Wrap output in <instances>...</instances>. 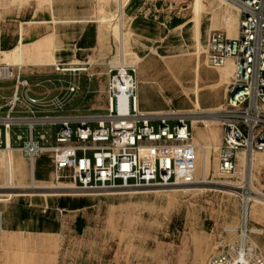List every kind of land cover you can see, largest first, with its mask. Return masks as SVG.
I'll return each instance as SVG.
<instances>
[{
	"label": "rangeland",
	"instance_id": "rangeland-1",
	"mask_svg": "<svg viewBox=\"0 0 264 264\" xmlns=\"http://www.w3.org/2000/svg\"><path fill=\"white\" fill-rule=\"evenodd\" d=\"M149 1L157 14L169 20L180 17L187 24L172 29L165 40L160 35L147 40L131 28L130 13L142 5L127 10L128 0H0V66L13 64L9 67L15 75L20 72L22 81H28L20 93L37 99L41 111H54L57 99L64 102L66 113L103 111L109 70L131 64L138 66L139 80L155 90L151 99L161 110L175 108L210 78L208 29L236 36L240 14L230 0ZM200 15L201 44L194 22ZM199 25L198 20V38ZM84 37L86 46L80 48ZM20 41L26 46L15 47ZM39 42L47 43L41 53L34 50ZM3 45L13 47L3 53ZM146 46L151 49L137 51ZM35 59L49 65H33ZM15 83L0 79L6 97L0 99V114L8 110L5 104ZM73 85L79 89L72 91ZM196 107L204 109H191ZM21 145L14 144L12 152L0 151V210L4 222L16 221L20 205L47 198V231L1 236L0 264H207L219 251L220 238L234 237L243 224L238 194L248 191V185L239 191L236 185L246 184L244 163L235 176H221L213 150L209 177L200 184L88 193L56 188L48 157L41 167L44 179H37L35 172L34 187ZM203 156L200 151L199 179ZM248 178L254 190L264 192V152L255 154ZM61 198L84 199L87 205L76 211L53 207ZM247 216L251 238L264 255V200L253 201Z\"/></svg>",
	"mask_w": 264,
	"mask_h": 264
},
{
	"label": "built area",
	"instance_id": "built-area-1",
	"mask_svg": "<svg viewBox=\"0 0 264 264\" xmlns=\"http://www.w3.org/2000/svg\"><path fill=\"white\" fill-rule=\"evenodd\" d=\"M240 14L236 36L216 30L208 38V62L223 67L234 60L233 81L223 105L214 109L146 111L138 95V66L111 67L106 89L107 105L101 112L66 113L57 99L54 111L38 110L37 99L20 93V72L0 66L1 80H15L8 110L0 114V151L19 148L33 177L37 162L48 157L57 185L88 193L121 189L193 186L208 179L197 175L200 151L217 152V170L233 177L245 157L244 186L236 185L244 210L243 224L234 237L222 236L218 252L207 264H264V255L252 240L248 211L264 192L253 189V158L264 152V0H230ZM7 67V69H4ZM80 70L79 68L73 69ZM7 71V73H6ZM236 87L240 89L233 93ZM0 99H6L1 93ZM77 91L79 87L70 88ZM2 108V107H1ZM204 127L215 122L223 128L218 146L197 145L192 123ZM54 141V142H53ZM4 213L0 210V237Z\"/></svg>",
	"mask_w": 264,
	"mask_h": 264
},
{
	"label": "crops",
	"instance_id": "crops-1",
	"mask_svg": "<svg viewBox=\"0 0 264 264\" xmlns=\"http://www.w3.org/2000/svg\"><path fill=\"white\" fill-rule=\"evenodd\" d=\"M136 3L142 6L137 7L136 11L130 13L131 28L134 34L139 36L143 34L145 35L144 37L147 40H152V38L158 37L157 35H160V38L162 40H165L170 36L169 34L172 29H176L180 26H184L185 24H187V22L183 21V19H181L180 17H178V19L181 20V23L179 25H176L174 24V20L176 19L169 20L167 19L165 14H157L156 12L159 10L157 8L155 9L154 8L155 5L149 0H128L126 5L127 10L132 9V6H134ZM198 20L200 21L199 38L197 37ZM194 22H195V37L197 39V42L199 43L200 41L201 44V35L203 32V22L201 20V15L199 17L198 16L195 17ZM213 29L214 28L211 27L210 29H208V31H210L211 33ZM24 46H26L25 43L20 41L19 44L15 47H24ZM150 49L151 48L149 46H146L145 49H137V51L150 50ZM5 52H7V50L3 51V53ZM33 65L43 66L49 64H41L34 61ZM200 66L201 63L198 65L197 68H199ZM206 66H207L206 70L209 71L210 73V78H207L206 81L203 80V86H200L199 91H195L192 97L188 96L186 101L178 102L175 107L176 109L191 110V107L196 105H199L204 109H214L220 107L225 103L228 97L229 84L233 81L234 60L230 59L223 67H213L209 64L207 60ZM138 80H139V76H138ZM145 84L146 83H144L142 80H139L138 95H139V102L141 108L146 111L161 110L163 106L158 104L154 99H151V94L155 92V90L150 86L146 87ZM192 131H193V140L197 145L200 146L208 145L214 147L222 143L223 128L218 123L211 122V125L204 127L201 123L194 121L192 123ZM210 151L211 150L208 149L206 152H204V156L201 162L202 174L204 170V165H206V169L208 167V172L210 170V166H211ZM245 164L246 161L244 165ZM38 200H40L41 202L40 204L34 205L32 202H30L28 205L25 204L20 205V215L19 217H17V220L10 221L7 219L4 222V233H3V235L5 234L4 236L10 237L13 236V234L20 235L25 233H43L47 231L46 224L48 217L44 215L43 212H46V209L49 208V202L47 198L38 199ZM52 204L53 207L57 209L67 210L58 207V203L56 205L55 202H52ZM76 210H72V211H76ZM30 225L34 227L30 228Z\"/></svg>",
	"mask_w": 264,
	"mask_h": 264
},
{
	"label": "trees",
	"instance_id": "trees-1",
	"mask_svg": "<svg viewBox=\"0 0 264 264\" xmlns=\"http://www.w3.org/2000/svg\"><path fill=\"white\" fill-rule=\"evenodd\" d=\"M180 23H181L180 19H176L174 21V24H176V25H179ZM93 30L95 31V29H93ZM86 41H87V38L84 37L82 39V41L79 43V46L80 47L86 46ZM13 46H15V44ZM13 46L8 47L6 45H3V48L5 50H7V49H11ZM46 160H48V159H45L44 157H41L38 160V162H37V167H36V178L37 179H44V175H43V173L41 171V167L43 165V162L46 161ZM86 205H87V203H86V201L84 199L80 200V201H75V200H70L68 198H61L58 201V207L63 208V209L76 210V209H81V208L85 207Z\"/></svg>",
	"mask_w": 264,
	"mask_h": 264
},
{
	"label": "bare ground",
	"instance_id": "bare-ground-1",
	"mask_svg": "<svg viewBox=\"0 0 264 264\" xmlns=\"http://www.w3.org/2000/svg\"><path fill=\"white\" fill-rule=\"evenodd\" d=\"M227 20H229V18L227 19ZM198 33H199V31H198ZM200 35V34H199ZM47 48V43L45 44V43H42V42H39L37 45H35V47H34V50H35V52H39V53H41V52H43L45 49ZM36 62H38V63H41V64H47L46 63V60L45 59H36L35 60ZM7 66H10V65H13V64H11V63H7L6 64ZM22 65V64H21ZM4 69H7V67H5ZM6 73H7V71H6ZM8 74V73H7ZM14 150V148H13V146H10V148L7 150V151H13ZM11 156V155H10ZM242 161H243V163H245V157H243L242 158ZM242 163V162H241ZM208 169V168H207ZM207 169H206V165H204V170H203V174L202 175H204V173H205V176H207L206 174H207ZM31 177H32V179H33V186L34 187H37L38 188V185L36 184V179L33 177V173L31 172ZM71 186H65V185H58V186H56V188H62V189H68V188H70ZM73 191H76V190H73Z\"/></svg>",
	"mask_w": 264,
	"mask_h": 264
},
{
	"label": "water",
	"instance_id": "water-1",
	"mask_svg": "<svg viewBox=\"0 0 264 264\" xmlns=\"http://www.w3.org/2000/svg\"><path fill=\"white\" fill-rule=\"evenodd\" d=\"M240 89V87H236L233 91V93L237 92Z\"/></svg>",
	"mask_w": 264,
	"mask_h": 264
}]
</instances>
